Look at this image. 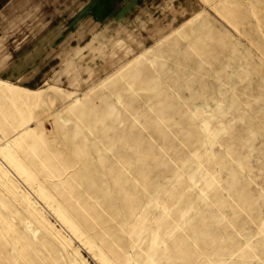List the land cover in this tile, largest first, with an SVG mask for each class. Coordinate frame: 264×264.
Returning a JSON list of instances; mask_svg holds the SVG:
<instances>
[{"label":"rangeland","instance_id":"374dc122","mask_svg":"<svg viewBox=\"0 0 264 264\" xmlns=\"http://www.w3.org/2000/svg\"><path fill=\"white\" fill-rule=\"evenodd\" d=\"M182 3L80 85L0 73V264H264V0Z\"/></svg>","mask_w":264,"mask_h":264},{"label":"crops","instance_id":"0c3cea01","mask_svg":"<svg viewBox=\"0 0 264 264\" xmlns=\"http://www.w3.org/2000/svg\"><path fill=\"white\" fill-rule=\"evenodd\" d=\"M183 8L182 0H0V25L19 27L5 32L0 73L27 88L80 85L146 46Z\"/></svg>","mask_w":264,"mask_h":264},{"label":"bare ground","instance_id":"6f19581e","mask_svg":"<svg viewBox=\"0 0 264 264\" xmlns=\"http://www.w3.org/2000/svg\"><path fill=\"white\" fill-rule=\"evenodd\" d=\"M2 151V150H1ZM7 155V154H6ZM14 162V161H13ZM22 168V167H21ZM23 169V168H22ZM43 192V191H42ZM60 215H62V214H60Z\"/></svg>","mask_w":264,"mask_h":264}]
</instances>
